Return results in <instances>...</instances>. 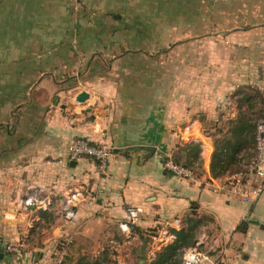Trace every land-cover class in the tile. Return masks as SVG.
I'll use <instances>...</instances> for the list:
<instances>
[{
  "label": "crops",
  "instance_id": "1",
  "mask_svg": "<svg viewBox=\"0 0 264 264\" xmlns=\"http://www.w3.org/2000/svg\"><path fill=\"white\" fill-rule=\"evenodd\" d=\"M112 1L15 0L11 7L15 103L5 110L15 107V150L0 151V264L49 263L67 238L62 264H134L140 254L153 264L169 245L162 236L169 231L175 240L190 220L197 221L195 238L203 236L204 247L220 248L214 257L224 252L218 264H233L235 246H253V236L264 235L261 220L252 219L264 216V192L245 202L227 191V171L212 176L215 141L205 128L221 123L215 113L224 105L216 96L245 84L264 90V62L255 74L225 73L218 88L175 90L179 53L172 47L169 59L176 60V69L164 75L163 55L147 54L142 35L117 40L111 33L119 19ZM255 42L246 44L252 52L241 61L253 58ZM189 57L194 63L195 53ZM131 59L143 63H133L132 74L120 69ZM149 62H159V72ZM164 78L172 80L171 89ZM80 92L86 93L82 102ZM3 128L5 143L2 135L11 133ZM75 138L112 147L104 173L85 156L69 158L66 146ZM192 143L199 148L192 165L196 179L165 170L169 154L180 162L192 159ZM27 197L47 206H26ZM135 208L139 217L129 223L128 210ZM70 210L74 216L66 220Z\"/></svg>",
  "mask_w": 264,
  "mask_h": 264
},
{
  "label": "rangeland",
  "instance_id": "2",
  "mask_svg": "<svg viewBox=\"0 0 264 264\" xmlns=\"http://www.w3.org/2000/svg\"><path fill=\"white\" fill-rule=\"evenodd\" d=\"M112 2L119 19L116 29L111 33L117 40L142 35L147 40V54L159 51L163 55L164 75L171 74V71L176 69V60L174 59L172 64L169 59L172 47L175 49V54L179 53L177 64L179 79L175 90H184L186 93V90H193V86L195 90L218 88L219 77L224 76L225 73L228 76H235L237 71L241 74L243 70H249L251 74H255L259 64L264 62V0H114ZM0 3H4V7H0V134L4 126L11 133L2 135L6 140L5 143L0 140L1 151L15 150V143L12 142L15 137V116H13L15 107L10 112L5 110L8 103H15V30L11 29L15 25V13H11L15 0L4 2L0 0ZM241 38L246 39L245 43L240 42ZM225 39L237 40L238 43L235 41L236 43H231V46H226ZM251 39H257V43H254L253 58L250 62L241 61L242 54L245 58L246 54L252 52L250 45H246ZM189 51L192 52V57L195 53L194 63L189 57ZM235 57H238L239 61H232ZM135 62L137 65L143 64L138 59L136 61L131 59L126 64H122L120 69L124 67L129 69L130 66L134 68ZM157 64L159 72V62H149L148 65L154 70ZM132 67L129 69L130 74H132ZM189 70L191 73L195 71L196 75L193 76L195 79L189 75ZM175 82L176 79H174V86ZM164 83H167L165 85L169 87L167 89H171V79L164 78ZM240 86L243 87L231 90V93L225 97L216 96L215 98L218 105L222 107L224 105L223 111L215 113L218 114V118L220 117L221 123L205 128L207 132H210V128L212 129L215 150L220 147L221 141L232 137L231 132L237 122L245 125V129L241 130L242 133L246 130L253 136L255 124L264 113V90L252 84ZM182 93L183 91L180 92ZM184 99L186 100L185 96ZM252 149L253 144H247L242 148L238 154V156L241 155L238 163L231 164L225 176L238 170L243 163L242 160L251 154ZM252 219H259L264 224V216L257 218L253 215ZM243 226L246 227L247 223L245 222ZM257 235L261 250L258 248L256 250ZM251 240L255 242L253 246L250 242L245 246L242 243L235 246L232 254L237 255V261L233 264H264L263 233L261 231L256 233ZM200 248L209 250L206 251L214 256L220 249L203 246ZM222 253L224 252L217 254L220 260ZM148 259L146 254H140L136 255L132 262L150 264L152 261Z\"/></svg>",
  "mask_w": 264,
  "mask_h": 264
},
{
  "label": "built area",
  "instance_id": "3",
  "mask_svg": "<svg viewBox=\"0 0 264 264\" xmlns=\"http://www.w3.org/2000/svg\"><path fill=\"white\" fill-rule=\"evenodd\" d=\"M69 158H78L85 156L97 164L100 172L104 173L107 168V162L112 151V147L105 142L92 143L84 138H75L67 146ZM241 167L225 176V183L228 185V191L233 196L245 201L251 202L256 200L264 192V113L255 124V141L251 154L242 160ZM163 167L177 178L196 179V173L193 166H185L183 163L176 161L169 154L163 159ZM26 206L39 205L46 207L44 201H36L33 197H27L24 201ZM140 210L129 209L127 220L133 223L139 217ZM74 212L72 210L66 213V220L72 219ZM129 225V224H128ZM123 229H128L126 224ZM162 239L166 243H172L174 236L167 231ZM69 239L60 243V248L53 261L46 264H62L66 245ZM204 247L203 236L195 241L192 247L184 250L181 264H218V258L202 250ZM9 251L19 254L20 249L14 244H7Z\"/></svg>",
  "mask_w": 264,
  "mask_h": 264
},
{
  "label": "trees",
  "instance_id": "4",
  "mask_svg": "<svg viewBox=\"0 0 264 264\" xmlns=\"http://www.w3.org/2000/svg\"><path fill=\"white\" fill-rule=\"evenodd\" d=\"M235 124L236 126L233 127L231 132L232 137L221 141L220 147L212 155L211 174L213 177L225 173L231 164L238 163L239 157H241V155L238 156L239 151L247 144H253L254 146L255 131L253 136L249 135L246 130L242 133L241 130L245 129V125H241L238 122ZM190 146L193 149L191 151L193 157L187 161L185 160V162H181L185 166H192L194 161L197 160V153L199 152L198 143H192ZM196 226L197 221L190 220L187 230L176 232L174 242L166 246L164 251L157 255L153 264H172L173 262L180 264L184 250L195 243L194 230Z\"/></svg>",
  "mask_w": 264,
  "mask_h": 264
},
{
  "label": "water",
  "instance_id": "5",
  "mask_svg": "<svg viewBox=\"0 0 264 264\" xmlns=\"http://www.w3.org/2000/svg\"><path fill=\"white\" fill-rule=\"evenodd\" d=\"M86 98V93L85 92H80L77 96L78 101H83Z\"/></svg>",
  "mask_w": 264,
  "mask_h": 264
}]
</instances>
